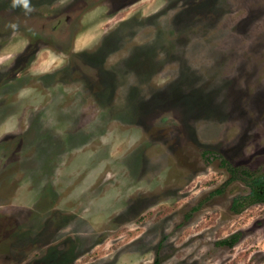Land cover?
I'll return each mask as SVG.
<instances>
[{"label":"rangeland","instance_id":"1","mask_svg":"<svg viewBox=\"0 0 264 264\" xmlns=\"http://www.w3.org/2000/svg\"><path fill=\"white\" fill-rule=\"evenodd\" d=\"M29 2L0 0V264H264L223 164L264 173V0Z\"/></svg>","mask_w":264,"mask_h":264},{"label":"trees","instance_id":"2","mask_svg":"<svg viewBox=\"0 0 264 264\" xmlns=\"http://www.w3.org/2000/svg\"><path fill=\"white\" fill-rule=\"evenodd\" d=\"M223 164L230 174V180H242L249 189L247 195L236 196L232 199L230 209L234 213L240 212L248 205L264 203V173L258 174L254 170L227 165L225 162ZM236 242L237 235L233 234L220 240L218 244L232 246Z\"/></svg>","mask_w":264,"mask_h":264},{"label":"clouds","instance_id":"3","mask_svg":"<svg viewBox=\"0 0 264 264\" xmlns=\"http://www.w3.org/2000/svg\"><path fill=\"white\" fill-rule=\"evenodd\" d=\"M22 7L26 12H31L33 9L30 6L29 0H12V7Z\"/></svg>","mask_w":264,"mask_h":264}]
</instances>
